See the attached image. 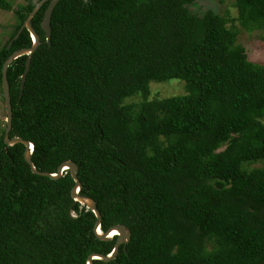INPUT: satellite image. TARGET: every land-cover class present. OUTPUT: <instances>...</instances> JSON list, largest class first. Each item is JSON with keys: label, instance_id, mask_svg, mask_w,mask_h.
<instances>
[{"label": "trees", "instance_id": "obj_1", "mask_svg": "<svg viewBox=\"0 0 264 264\" xmlns=\"http://www.w3.org/2000/svg\"><path fill=\"white\" fill-rule=\"evenodd\" d=\"M201 1L60 0L51 44L47 1L32 19L41 44L22 95L27 55L9 66V138L34 144L39 171L74 161L101 229L131 231L113 260L94 264H264V64L238 43L241 28L264 31V0H233L235 17ZM27 2L0 49L1 90L5 61L33 45L26 28L14 40L36 5ZM172 80L185 92L152 97L154 83ZM5 131L0 264H87L112 252L117 237H97L70 170L33 172L26 146H9Z\"/></svg>", "mask_w": 264, "mask_h": 264}, {"label": "water", "instance_id": "obj_2", "mask_svg": "<svg viewBox=\"0 0 264 264\" xmlns=\"http://www.w3.org/2000/svg\"><path fill=\"white\" fill-rule=\"evenodd\" d=\"M49 1V5L45 11L44 17L41 21V27L44 30L45 33V38L49 44H51V39H52V14L54 12V9L58 2L60 0H41L39 1L32 12L28 15L27 19L25 20L24 24L21 26L19 29L18 33L14 37V40H16L22 31L26 28L29 30L32 36L33 40V45L28 48H23L20 50L15 51L10 55V57L5 61L3 68H2V89H3V95L5 98V104H6V111H7V128L5 131V142L9 146H13L18 143H22L26 146V152H25V158L26 161L31 165L33 172L40 174V175H45V176H50L54 179H58L64 175L65 170H70L72 177L75 180V186L72 189V197L74 198L75 202H79L82 205H85L88 209L92 210L96 217H97V222H96V227H95V232L96 235L99 239L104 240V241H109L114 238V236H117V241L115 244L114 249L112 252H110L107 255L101 254V253H93L88 257L87 264H94V260L100 259L102 261H111L113 260L117 254L119 253L120 246L122 244L126 245L130 239H131V231L130 229L124 225V224H118L110 227L107 231H103L101 229V222H102V215L101 212L97 208V203L96 201L88 196L82 195L80 193L82 183L80 179L77 176V165L74 161L72 160H66L64 161L58 169L57 174H51L48 172H42L39 171L33 163L32 160V152L34 149V144L28 140H25L21 137H13L9 138V133L10 130L12 129V124H13V105H12V98H11V88H10V83L8 79V69L11 63L24 55H27V61H26V67L25 71L21 77V83H20V95L23 94L24 91V86L26 83L27 75L31 67V59L35 51L37 50L38 46L41 44V37L38 34V32L35 30V28L32 25V19L34 16L39 12L41 7L45 2ZM12 40L8 48L12 45L13 41ZM72 217H77L75 212H71ZM117 231V234H112V232Z\"/></svg>", "mask_w": 264, "mask_h": 264}, {"label": "rangeland", "instance_id": "obj_3", "mask_svg": "<svg viewBox=\"0 0 264 264\" xmlns=\"http://www.w3.org/2000/svg\"><path fill=\"white\" fill-rule=\"evenodd\" d=\"M13 2L14 10L5 11L0 9V49L3 47L12 31V26L17 22L15 10L20 4H27V0H10ZM36 4L40 0H33ZM200 5L204 9H212L215 12L228 15L231 17L236 16V11L233 8V0H202ZM238 43L242 45L247 53L249 60L264 64V31L255 30L247 32L241 28V33L238 36ZM152 97H165L177 95L185 92V85L178 80H172L169 83H154L152 86ZM7 128V111L4 100L3 91L0 85V135L4 129Z\"/></svg>", "mask_w": 264, "mask_h": 264}, {"label": "clouds", "instance_id": "obj_4", "mask_svg": "<svg viewBox=\"0 0 264 264\" xmlns=\"http://www.w3.org/2000/svg\"><path fill=\"white\" fill-rule=\"evenodd\" d=\"M13 53H14V52H13ZM21 77H22V76H21ZM2 91H3V89H2ZM11 98H12V97H11ZM4 100H5V98H4ZM5 105H6V104H5ZM66 171H67V170L64 171V174L66 173ZM51 174H52V173H51ZM55 174H57V173H55ZM114 237H117V236H114ZM117 238H118V237H117Z\"/></svg>", "mask_w": 264, "mask_h": 264}, {"label": "bare ground", "instance_id": "obj_5", "mask_svg": "<svg viewBox=\"0 0 264 264\" xmlns=\"http://www.w3.org/2000/svg\"><path fill=\"white\" fill-rule=\"evenodd\" d=\"M112 234H117V231L112 232Z\"/></svg>", "mask_w": 264, "mask_h": 264}]
</instances>
